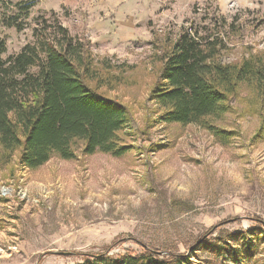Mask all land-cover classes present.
I'll return each mask as SVG.
<instances>
[{
    "label": "rangeland",
    "instance_id": "1",
    "mask_svg": "<svg viewBox=\"0 0 264 264\" xmlns=\"http://www.w3.org/2000/svg\"><path fill=\"white\" fill-rule=\"evenodd\" d=\"M28 1L0 0V59L46 25L88 41L96 67H113L107 95L130 112L119 133L129 150L84 155L78 142L74 159L53 155L33 170L0 150V264H81L137 243L185 254L225 222L193 262L218 263L211 246L227 243L246 252L242 264H264V98L241 84L228 112L208 119L215 133L162 123L148 101L160 54L184 30L221 41L222 63L264 58V0H36L22 31L3 26Z\"/></svg>",
    "mask_w": 264,
    "mask_h": 264
},
{
    "label": "trees",
    "instance_id": "2",
    "mask_svg": "<svg viewBox=\"0 0 264 264\" xmlns=\"http://www.w3.org/2000/svg\"><path fill=\"white\" fill-rule=\"evenodd\" d=\"M35 1L17 5L19 15L14 19L4 16L3 26L22 31ZM169 44L159 56L158 74L148 94V101L160 110V122L192 124L215 133L208 119L228 112L241 84L264 98V58L222 63L217 59L219 49L224 48L222 42L196 31L184 30ZM90 48L88 41L74 38L66 28L54 24L35 31V42L16 55L0 59V150L4 160L15 157L21 167L33 170L53 155L74 159L73 147L78 142L84 155L100 152L121 157L127 153L129 147L119 133L128 127L130 112L107 95L106 88L113 89L117 82L109 76L113 67L106 62L103 70L97 68ZM5 49L0 40V54ZM206 235L185 254L137 243L140 249L134 253L84 255L81 264H200L192 259L197 257V247L210 248ZM226 244L211 246L216 264H242L246 252L230 251Z\"/></svg>",
    "mask_w": 264,
    "mask_h": 264
}]
</instances>
